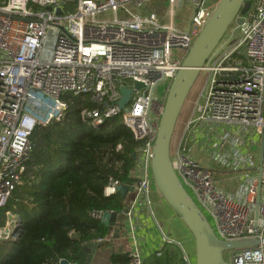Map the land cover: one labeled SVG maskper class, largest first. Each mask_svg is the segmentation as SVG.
Here are the masks:
<instances>
[{"label": "built area", "instance_id": "obj_1", "mask_svg": "<svg viewBox=\"0 0 264 264\" xmlns=\"http://www.w3.org/2000/svg\"><path fill=\"white\" fill-rule=\"evenodd\" d=\"M151 1L0 0V210L21 184L36 127L64 118L69 108L62 99L66 93L90 97L96 108L84 109L82 119L93 127L123 117L135 139L142 142L132 186L135 199L149 192L153 150L167 94L186 57L174 58L172 52L188 53L215 10L206 0H166L171 7L169 23L164 24L157 11L148 9ZM183 1L192 4L194 13L189 26L177 28L176 4ZM253 1L242 24L237 23L242 31L240 41L219 58L214 59L215 52L202 70L209 75L208 89L188 127L225 124L263 135L264 0ZM119 9L128 15L126 20L118 19ZM136 82L144 86L135 89ZM160 86L164 90L158 93ZM123 87L135 89L125 111L119 106ZM208 131L215 134L222 153L231 148L235 162L245 167L248 156H242L241 145L232 134L212 127ZM224 155L220 156L224 159ZM172 160L185 189L203 214L213 219L221 240L260 242L232 252L229 261L264 264V204L259 205L258 219L253 215L259 180H251L247 196L237 201L216 186L213 171L182 145ZM120 186L111 179L105 196L116 194ZM127 215H132L131 210ZM91 216L103 220L104 212ZM20 226L12 212L0 216V243L15 242ZM125 264H142L138 248Z\"/></svg>", "mask_w": 264, "mask_h": 264}, {"label": "trees", "instance_id": "obj_2", "mask_svg": "<svg viewBox=\"0 0 264 264\" xmlns=\"http://www.w3.org/2000/svg\"><path fill=\"white\" fill-rule=\"evenodd\" d=\"M62 99L69 105L64 118L36 127L21 184L0 210V216L9 211L21 223L15 242L0 243V264L76 263L87 244L110 233L91 214L116 216L127 209L119 192L107 197L105 188L111 179L134 185L142 142L121 115L97 128L84 121L83 110L96 108L90 97L66 93Z\"/></svg>", "mask_w": 264, "mask_h": 264}, {"label": "crops", "instance_id": "obj_3", "mask_svg": "<svg viewBox=\"0 0 264 264\" xmlns=\"http://www.w3.org/2000/svg\"><path fill=\"white\" fill-rule=\"evenodd\" d=\"M193 113L197 117L194 109L180 115L172 140V159L175 149L182 145L190 156L213 171L214 182L223 193L234 200L242 201L247 196L251 180H259L262 136L252 129L237 126L229 128L214 124L212 126L211 123H197L188 127ZM210 127L221 131L220 133L226 128L225 131L238 140L242 156H248L249 159L245 167L235 162L231 148L228 147L225 153L218 149L215 134L208 131ZM241 134L243 136L239 137ZM247 134L253 135L251 141ZM246 145L258 146V151L247 149ZM220 155H224V159ZM125 202V212L117 214L108 225L109 235L101 242H94L99 245L90 264H122L128 261L136 248L141 252L142 264H187V261L188 264H194L193 236L162 198L153 181L146 195L136 200L135 192H129ZM260 203L264 204V187ZM130 210L132 215L129 217L127 212ZM253 215L255 217L256 207Z\"/></svg>", "mask_w": 264, "mask_h": 264}, {"label": "water", "instance_id": "obj_4", "mask_svg": "<svg viewBox=\"0 0 264 264\" xmlns=\"http://www.w3.org/2000/svg\"><path fill=\"white\" fill-rule=\"evenodd\" d=\"M251 7L250 0H220L213 15L188 51L182 63V68L169 87L153 150L151 164L153 182L162 198L183 221L193 236L195 264H233L225 258L226 253L253 248L260 244L258 240L232 242L221 240L207 217L185 189L175 171V164L172 160V140L176 126L198 77L220 46L231 26L234 23L241 25L242 18L248 14ZM143 86L142 83L136 82L135 89H141ZM135 89L121 88L122 99L119 106L122 111H125L129 105ZM263 172L264 133L261 144L256 219H258ZM133 191L132 186H120L118 188V192L123 199L126 198L129 192ZM114 217L113 213L105 212L102 221L108 226ZM98 245V243L93 242L87 244L77 255L78 261L76 263H70L63 259L60 264H90Z\"/></svg>", "mask_w": 264, "mask_h": 264}, {"label": "rangeland", "instance_id": "obj_5", "mask_svg": "<svg viewBox=\"0 0 264 264\" xmlns=\"http://www.w3.org/2000/svg\"><path fill=\"white\" fill-rule=\"evenodd\" d=\"M206 1L208 4L213 5L214 8H216L220 2V0H206ZM147 6H148V9H152V10L157 11L162 23H164V24L169 23V9L171 7V4L169 1L152 0L150 3H148ZM127 7L130 8L131 6H127ZM193 10H194V7L192 6V4L187 3L186 1L178 2L176 4V15H175V20H174L175 26L177 28H179L181 26H189L191 19H192V16H193V13H194ZM110 13L112 14V18H114L113 12L111 11ZM127 18H128V15L123 10L119 9L118 10V19L122 21V20H126ZM241 34H242V31H241L240 25H238L237 23H234L231 26V28L229 29V31L226 34L223 41L221 42L220 46L216 50L214 59L219 58L220 56L223 55V53L227 49H229V48H231V46L237 44L241 39ZM186 55H187L186 52H183L180 50H174L172 52V56L174 58H183ZM208 77H209V75L207 72H201L200 76L198 77V79L195 83V86L193 87V89H192V91H191V93H190V95H189V97L185 103L184 109L182 111V113H183L182 115H184L185 111L188 113H190L193 109L195 111L196 106L198 104H202V102H204L205 94H206L207 89H208ZM163 90H164V86H160L157 89V92L161 93ZM194 117H195V114L192 117V120ZM219 126H221V127L225 126V127H229V128L234 127L232 125H225V124H220ZM225 129L223 130V132H225ZM242 136H243V134H241L239 137H242ZM247 136L249 137L248 140L251 141L250 138L253 135L247 134ZM241 140H243V139H241ZM249 141H248V143H249ZM246 148L247 149L249 148L252 151H258V146L249 147L246 145ZM244 152H246V151H244ZM191 195L193 196V194H191ZM206 217L208 218L211 225L214 226L213 219L211 217H209V215H206ZM231 253H226L225 258L229 260ZM194 264H195V259H194Z\"/></svg>", "mask_w": 264, "mask_h": 264}]
</instances>
